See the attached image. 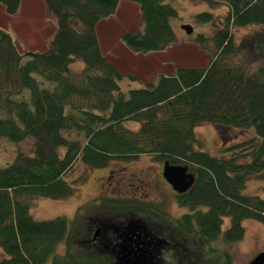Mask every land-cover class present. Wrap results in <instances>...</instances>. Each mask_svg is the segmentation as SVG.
I'll return each mask as SVG.
<instances>
[{
    "label": "trees",
    "instance_id": "obj_1",
    "mask_svg": "<svg viewBox=\"0 0 264 264\" xmlns=\"http://www.w3.org/2000/svg\"><path fill=\"white\" fill-rule=\"evenodd\" d=\"M21 1L0 0V6L14 17ZM41 1L55 19L45 51L20 53L11 34L0 28V140L32 142L31 156L18 153L0 168V264H115L111 254L90 242L93 226L111 220L120 226L137 220L160 239L177 243L194 236L203 245L221 236L225 244L241 242L244 221L264 226V199L243 195L249 181L264 180V67L253 74L218 64L237 53L233 29L264 28V0H200L210 9L227 8L221 26L211 14L195 17L214 30L211 37L193 39L211 56L207 65L176 68L127 93L120 83L136 79L123 76L103 56L97 25L114 16L121 2L132 4L138 26L120 37L121 45L133 55L162 53L177 43L171 22L178 14L170 0ZM75 61L83 65L79 72L70 71ZM125 122L138 130H128ZM203 124L253 130L254 138L212 157L194 149V131ZM142 156L189 169L194 184L176 196L187 214L171 221L162 206L126 198L99 199L101 205L90 211L85 203L70 220L36 222L30 216L39 200L74 195V184L65 176L77 163L102 170ZM225 219L229 224L223 231ZM224 264H232L227 253Z\"/></svg>",
    "mask_w": 264,
    "mask_h": 264
},
{
    "label": "rangeland",
    "instance_id": "obj_2",
    "mask_svg": "<svg viewBox=\"0 0 264 264\" xmlns=\"http://www.w3.org/2000/svg\"><path fill=\"white\" fill-rule=\"evenodd\" d=\"M169 4L178 14V19L171 22L177 43L162 53L133 55L121 45L120 37L124 33H132L138 26V10L132 4L121 2L114 16L97 25L103 56L123 76H133L136 79L135 82H129L124 78L120 83L123 93L142 89L157 75H172L176 68H204L211 59L209 54L193 43V39L199 34L211 37L214 30L211 25L197 24L195 17L202 13L211 14L216 24L221 26L227 8L220 5L210 9L200 0H170ZM183 26H189L192 34L186 35L181 29ZM0 28L11 34L20 53L42 52L48 49L52 40L55 19L47 13L41 0H22L14 17L7 16L0 6ZM232 36L238 47L237 53L229 59L220 60L219 66H241L247 70L248 61L264 63V28L249 26L233 29ZM82 68V63L75 61L71 64L70 71L79 72ZM123 126L131 131H137L139 127L132 122H125ZM194 132L197 140L194 149L212 157H219L224 148L254 138L253 130L239 132L205 124L197 127ZM74 139L82 141L81 136H74ZM18 153L31 156L32 142L28 139L22 144L14 145L1 139L0 168L11 164ZM162 168L163 163L154 162L145 156L132 162H115L102 170H87L77 163L73 171L65 176L68 183L74 184V195L61 201L39 200L31 209L30 216L36 222L51 221L58 217L70 220L85 203H89L90 211L101 205L99 199L134 198L144 204L162 206L169 219L174 221L188 211L180 208L175 193L162 179ZM243 195L264 199V180L249 181ZM109 223L100 236V240L104 242L112 239L113 229L118 227L115 220ZM228 224L229 221L225 219L223 231ZM242 227L244 237L239 243L225 244L221 236L217 241L203 245L194 236L182 237L174 243L178 247L177 251L165 253L163 259L167 264H224V253H227L232 258V264H248L256 255L264 252V226L254 221H244ZM193 248L201 250L195 253ZM63 253L64 247L59 245L56 254L61 256Z\"/></svg>",
    "mask_w": 264,
    "mask_h": 264
},
{
    "label": "flooded vegetation",
    "instance_id": "obj_3",
    "mask_svg": "<svg viewBox=\"0 0 264 264\" xmlns=\"http://www.w3.org/2000/svg\"><path fill=\"white\" fill-rule=\"evenodd\" d=\"M178 196L177 194H175ZM136 222V221H135ZM134 221H130L125 225H117L113 229L112 239H106L104 242L100 240L102 232L106 231L107 226H93L91 235V244L100 245L105 252L111 254L115 264H120L123 260H128L131 264H167L164 261L165 253L177 251L178 248L172 240H163L155 237L148 231L144 230L140 223V229L129 231L128 225L133 226ZM112 228V226L110 225ZM98 234L95 236L96 231Z\"/></svg>",
    "mask_w": 264,
    "mask_h": 264
},
{
    "label": "water",
    "instance_id": "obj_4",
    "mask_svg": "<svg viewBox=\"0 0 264 264\" xmlns=\"http://www.w3.org/2000/svg\"><path fill=\"white\" fill-rule=\"evenodd\" d=\"M186 35L192 34V29L189 26H183L181 28ZM162 179L171 188V190L177 195H183L187 193L194 184V176L188 173V169L183 166H171L168 162L163 164ZM129 231L139 230L140 226L136 222L133 226L128 225ZM98 234V230L95 236ZM120 264H131L128 260H123ZM248 264H264V252L256 255Z\"/></svg>",
    "mask_w": 264,
    "mask_h": 264
},
{
    "label": "clouds",
    "instance_id": "obj_5",
    "mask_svg": "<svg viewBox=\"0 0 264 264\" xmlns=\"http://www.w3.org/2000/svg\"><path fill=\"white\" fill-rule=\"evenodd\" d=\"M262 67H264V63L260 61H248L246 63L247 70L253 74L260 72Z\"/></svg>",
    "mask_w": 264,
    "mask_h": 264
}]
</instances>
